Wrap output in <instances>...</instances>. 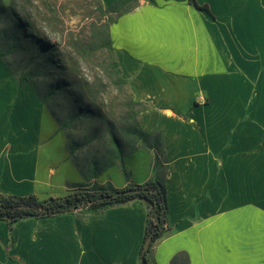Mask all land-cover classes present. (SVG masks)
Listing matches in <instances>:
<instances>
[{
    "label": "crops",
    "instance_id": "1",
    "mask_svg": "<svg viewBox=\"0 0 264 264\" xmlns=\"http://www.w3.org/2000/svg\"><path fill=\"white\" fill-rule=\"evenodd\" d=\"M109 39L142 130L162 142L164 175L142 147L124 154L127 177L120 165L88 175L33 86L0 58V195L162 179L168 222L154 264H264V0H139ZM146 216L135 199L0 222V264H140Z\"/></svg>",
    "mask_w": 264,
    "mask_h": 264
},
{
    "label": "rangeland",
    "instance_id": "2",
    "mask_svg": "<svg viewBox=\"0 0 264 264\" xmlns=\"http://www.w3.org/2000/svg\"><path fill=\"white\" fill-rule=\"evenodd\" d=\"M77 1L70 0L72 5L65 11V20L70 30L75 33L81 31L83 50L78 51L71 44L65 45L59 38V32L50 30L47 17L38 18L37 24L45 36L61 42L60 60L38 55L28 61L24 52L9 48L10 42L6 44L5 36L2 37L8 27L5 23H0V49L3 51L2 59L15 76L34 85L35 93L46 110L52 117L51 111L54 112L58 118L59 123L53 117L79 168L88 175H97L111 163L119 165L124 154L142 147L135 131H143L140 125L143 106L133 101L127 84H118L106 38H92L90 35L88 25L96 14V0ZM135 4V0H129L121 9L127 10ZM24 45L27 49L34 48L27 42ZM54 61L62 67L56 69ZM156 151L159 166L163 169L160 141ZM115 154L117 158H111Z\"/></svg>",
    "mask_w": 264,
    "mask_h": 264
},
{
    "label": "trees",
    "instance_id": "3",
    "mask_svg": "<svg viewBox=\"0 0 264 264\" xmlns=\"http://www.w3.org/2000/svg\"><path fill=\"white\" fill-rule=\"evenodd\" d=\"M135 1L137 3L139 0ZM190 1L192 2L193 0ZM77 2H81V0ZM96 2V14L88 25L90 35L92 38H101L103 36L106 38L109 51L114 59L112 67L116 71L117 82L120 85H126L127 82L122 78L120 69L115 60L114 49L109 39V28L119 15L130 11L136 4L127 10H122L121 6L124 4L104 6L101 0H96ZM70 5H72L70 0H10L9 5L5 6L0 0V23H5L8 26L7 31L3 32L2 37L5 36L7 45L8 42H10V45H8L9 48L20 49L28 56V61L30 62L38 55H44L52 60H55L54 58L60 60L62 56V54L60 56L61 42L45 36L41 31V27L37 24L38 18L47 17L50 23V30L58 31L60 34L59 38L60 40L63 39L65 45L71 44V47L81 51L83 50L80 45L81 31L75 33L66 25L65 11ZM195 6L198 9L207 10V6H198L196 4ZM112 14H114V17H112ZM24 42L31 44L34 48L27 49ZM91 49L93 48H89L88 50ZM2 57L3 51L0 49V58ZM6 65L9 67L8 63H6ZM54 67L60 69L62 65L59 66L56 61ZM24 81L29 82L28 80L19 78L20 83ZM51 114L59 123L54 112L51 111ZM135 132H137L138 139L142 142V148L155 152L152 164L153 170L155 171L159 165V155L156 151L159 146V141L162 147L160 138L157 137V135L152 136L140 130H136ZM151 136L153 142L150 140ZM123 156L121 157L119 165L123 174L127 177L122 161ZM111 158L116 159V154L112 155ZM111 165H114V163H111ZM163 171L164 175L166 165H164ZM92 174L96 176V173ZM133 188L140 189V192L118 195L121 191ZM135 199L142 200L147 207L143 242L139 251V263L154 264L149 257V253L153 244L163 235L168 222V211L162 179L151 180L141 186H127L124 189H105L100 191L80 190L66 196L49 197L44 200H39L35 195H0V222H4L8 226H11L26 219L39 220L50 218L61 212L77 209L82 205L86 206L87 209L97 210L99 208L114 204H122ZM147 239H150V244L145 253H143V247Z\"/></svg>",
    "mask_w": 264,
    "mask_h": 264
},
{
    "label": "water",
    "instance_id": "4",
    "mask_svg": "<svg viewBox=\"0 0 264 264\" xmlns=\"http://www.w3.org/2000/svg\"><path fill=\"white\" fill-rule=\"evenodd\" d=\"M139 192H140V189L133 188V189H128V190H125V191H121V192L118 193V195L130 194V193H139ZM149 244H150V239H147L145 244H144V247H143V253H145V251L148 249Z\"/></svg>",
    "mask_w": 264,
    "mask_h": 264
},
{
    "label": "built area",
    "instance_id": "5",
    "mask_svg": "<svg viewBox=\"0 0 264 264\" xmlns=\"http://www.w3.org/2000/svg\"><path fill=\"white\" fill-rule=\"evenodd\" d=\"M81 208H83V209H87V207L86 206H84V205H82V206H80Z\"/></svg>",
    "mask_w": 264,
    "mask_h": 264
}]
</instances>
